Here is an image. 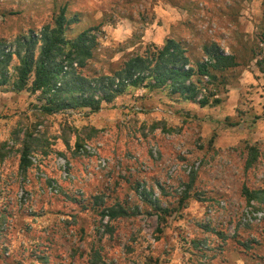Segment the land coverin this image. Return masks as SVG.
I'll return each mask as SVG.
<instances>
[{
	"label": "rangeland",
	"instance_id": "obj_1",
	"mask_svg": "<svg viewBox=\"0 0 264 264\" xmlns=\"http://www.w3.org/2000/svg\"><path fill=\"white\" fill-rule=\"evenodd\" d=\"M62 7L69 37L101 25L89 75L167 37L200 59L217 42L240 64L204 107L130 87L97 112L45 115L40 92L0 86V264H90L93 251L97 264H264V0H0V39ZM28 126L39 143L23 171Z\"/></svg>",
	"mask_w": 264,
	"mask_h": 264
},
{
	"label": "trees",
	"instance_id": "obj_2",
	"mask_svg": "<svg viewBox=\"0 0 264 264\" xmlns=\"http://www.w3.org/2000/svg\"><path fill=\"white\" fill-rule=\"evenodd\" d=\"M74 20L67 15L66 7H62L39 32L30 30L10 43L0 39V86L10 82L17 92L23 89L40 92L38 109L45 115L81 108L97 112L104 102H113L130 87L162 89L202 107L218 105L222 102L216 93L218 88L226 84L227 73L240 64L235 54L226 53L217 42L205 44L204 58L200 59L192 57L189 47L181 40L167 37L161 45L154 43L143 52L128 53L107 72L89 75L85 69L100 46L97 30H101V25L84 28L69 37L67 30ZM14 58L18 63L14 65L12 78L9 71ZM257 63L264 72V59H257ZM35 129L28 126L21 141L23 171L31 165L30 156L39 143ZM5 146L6 143L0 146L1 157ZM247 148L246 165L251 167L258 159L259 147L248 144ZM244 192L252 200L260 199L263 191L245 187ZM125 213L121 206L103 210L111 218ZM89 262L97 264L96 252H92Z\"/></svg>",
	"mask_w": 264,
	"mask_h": 264
}]
</instances>
